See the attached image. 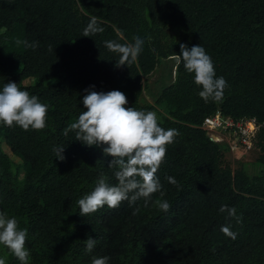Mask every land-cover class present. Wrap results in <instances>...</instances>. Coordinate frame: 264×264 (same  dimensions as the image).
<instances>
[{"label":"trees","instance_id":"trees-1","mask_svg":"<svg viewBox=\"0 0 264 264\" xmlns=\"http://www.w3.org/2000/svg\"><path fill=\"white\" fill-rule=\"evenodd\" d=\"M92 17L104 32L83 37ZM134 36L144 40L143 51L136 62L119 66L120 54L105 41L133 43ZM17 40L39 46L33 50ZM180 44L205 49L216 76L227 82L223 99L205 102L194 73L181 63L155 104L143 105L144 78L179 55ZM8 82L48 106L43 130L0 124V211L27 229L29 264H91L104 256L108 264H264V0H0V90ZM87 89L119 90L127 107L141 111L162 106L167 114L159 125L178 130L156 173L164 195L155 193L148 206L141 198L80 215L78 200L101 174L110 185L118 183L104 146L88 147L74 131L64 135L86 111ZM218 112L261 125L253 140L256 173L248 164L233 169L225 162L230 147L203 129ZM55 147H64L63 160ZM163 200L171 205L167 212L159 208ZM222 205L235 207L242 222L220 212ZM89 237L97 241L92 252L86 251ZM0 257L21 264L2 245Z\"/></svg>","mask_w":264,"mask_h":264},{"label":"clouds","instance_id":"clouds-1","mask_svg":"<svg viewBox=\"0 0 264 264\" xmlns=\"http://www.w3.org/2000/svg\"><path fill=\"white\" fill-rule=\"evenodd\" d=\"M103 32L104 28L97 18L92 17L83 30V37ZM117 34L123 38L122 32L118 31ZM17 44L33 50L39 46L38 42L29 43L27 40H17ZM105 46L109 51L120 54L118 63L124 66L137 61L143 51L144 40L134 36L133 43L105 41ZM169 59L175 61L177 66L183 63L188 73H194L195 84L202 88L198 94L205 102L223 99L227 82L223 77L216 76L214 63L201 45L189 49L186 44H180V54L170 55ZM85 91L82 104L86 111H82L78 120L65 129L64 135L74 131L76 140L82 144L88 147L104 146V155L112 157L108 167L118 169L114 173L118 183L110 185L106 182L107 177L101 174L94 190L78 200L80 215L94 214L104 206L115 209L125 201L132 206L141 198L148 206L155 193L164 195L156 173L166 159L168 145L174 143L179 135L178 130L162 128L155 111L127 107V97L119 90L106 93L91 89ZM47 114L48 106L35 95L22 90L19 84L8 82L0 90V124L19 126L25 131H40L47 126ZM53 151L57 159H64V147H55ZM166 179L170 184H177L173 177ZM170 207L166 200L159 203V208L164 212ZM220 212H227L237 223L242 222V217L236 215L235 207L222 205ZM221 231L236 239L237 234L229 226H222ZM27 236V229H20L16 218H9L0 211V245L7 248L21 264H29L30 252L25 247ZM96 243L92 237L86 239V251L92 252ZM109 259L107 256L93 257L91 264H108ZM0 264H6V259L0 257Z\"/></svg>","mask_w":264,"mask_h":264},{"label":"rangeland","instance_id":"rangeland-1","mask_svg":"<svg viewBox=\"0 0 264 264\" xmlns=\"http://www.w3.org/2000/svg\"><path fill=\"white\" fill-rule=\"evenodd\" d=\"M170 34L173 39L180 38V32L170 31ZM176 66L177 65L175 61L165 59L160 63V65L152 75L144 78V94L141 98V103L143 105L155 104V101L160 95L161 91L174 82ZM35 82V79L27 81L28 84H34ZM157 109V118L158 121H160L167 114V111L162 106H158ZM1 143L5 149V152L12 157L16 164H21L20 159L15 157L10 152L4 141H2ZM258 155L259 151L256 148L255 143L252 142L250 146H246L240 150H230V152L226 155L225 162L229 164L233 169L240 167L241 164H248V166L246 167L248 172L256 173L259 168H257L256 165L253 164L258 158Z\"/></svg>","mask_w":264,"mask_h":264},{"label":"built area","instance_id":"built-area-1","mask_svg":"<svg viewBox=\"0 0 264 264\" xmlns=\"http://www.w3.org/2000/svg\"><path fill=\"white\" fill-rule=\"evenodd\" d=\"M261 125L256 119L236 121L220 112L208 117L203 125L209 138L217 143H225L230 150H240L254 142Z\"/></svg>","mask_w":264,"mask_h":264}]
</instances>
